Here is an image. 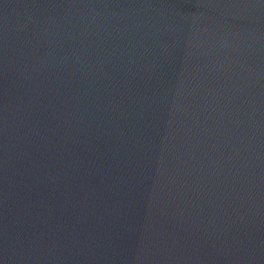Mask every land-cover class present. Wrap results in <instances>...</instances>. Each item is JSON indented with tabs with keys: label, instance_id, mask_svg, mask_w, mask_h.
Segmentation results:
<instances>
[{
	"label": "water",
	"instance_id": "water-1",
	"mask_svg": "<svg viewBox=\"0 0 264 264\" xmlns=\"http://www.w3.org/2000/svg\"><path fill=\"white\" fill-rule=\"evenodd\" d=\"M0 264H264V0H0Z\"/></svg>",
	"mask_w": 264,
	"mask_h": 264
}]
</instances>
